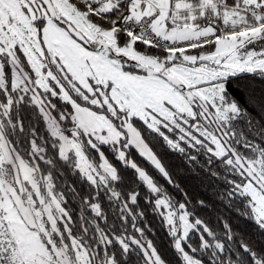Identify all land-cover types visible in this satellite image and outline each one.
Masks as SVG:
<instances>
[{"label": "snow or ice", "instance_id": "1", "mask_svg": "<svg viewBox=\"0 0 264 264\" xmlns=\"http://www.w3.org/2000/svg\"><path fill=\"white\" fill-rule=\"evenodd\" d=\"M0 264H264V0H0Z\"/></svg>", "mask_w": 264, "mask_h": 264}, {"label": "trees", "instance_id": "2", "mask_svg": "<svg viewBox=\"0 0 264 264\" xmlns=\"http://www.w3.org/2000/svg\"><path fill=\"white\" fill-rule=\"evenodd\" d=\"M161 151H163L161 149ZM165 162L174 168L181 163L180 159L175 155H169ZM180 174L178 179H181L182 184L186 185L191 195L193 196L194 201L196 199L207 198L206 189L200 186V179L196 176L195 173L187 171L186 168L179 170ZM211 203V201H210ZM200 215L208 220H215L216 216L223 213L225 216L229 215L227 209H225L219 203H214L212 207L208 209L198 210ZM234 228H239L246 230L248 232L254 231V226L251 222L245 221L243 219H238L234 214H232L231 220ZM156 243L160 246L161 250H164V246L167 244V237L165 236L162 230H157Z\"/></svg>", "mask_w": 264, "mask_h": 264}]
</instances>
